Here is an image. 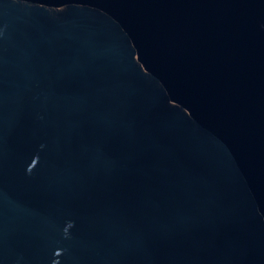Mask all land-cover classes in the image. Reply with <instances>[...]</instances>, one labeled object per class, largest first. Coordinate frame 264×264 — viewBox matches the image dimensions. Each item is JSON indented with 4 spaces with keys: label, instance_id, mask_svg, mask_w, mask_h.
Instances as JSON below:
<instances>
[{
    "label": "water",
    "instance_id": "95a60500",
    "mask_svg": "<svg viewBox=\"0 0 264 264\" xmlns=\"http://www.w3.org/2000/svg\"><path fill=\"white\" fill-rule=\"evenodd\" d=\"M0 264H264V0H0Z\"/></svg>",
    "mask_w": 264,
    "mask_h": 264
}]
</instances>
